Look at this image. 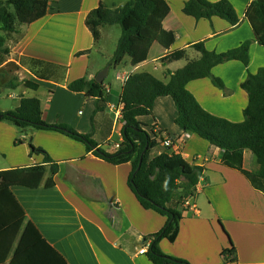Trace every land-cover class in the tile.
I'll return each mask as SVG.
<instances>
[{"label":"crops","instance_id":"crops-1","mask_svg":"<svg viewBox=\"0 0 264 264\" xmlns=\"http://www.w3.org/2000/svg\"><path fill=\"white\" fill-rule=\"evenodd\" d=\"M47 1L43 18L31 24L16 23L15 32H1L8 54L1 56L0 92L15 78L16 87L9 89L14 93L8 97L16 102L8 108L0 106V112L15 110L21 97L37 98L47 124H65L77 133L89 134L97 148L110 154L114 152L113 145L122 141L121 119H115L109 109L112 102L71 92L68 83L94 79L108 67L103 80L104 95L118 99L123 78L149 73L166 82L168 72L200 57L193 48L197 43L208 51L223 53L250 41L246 67L238 61H229L212 69V77L218 78L223 88L214 86L211 78L186 85V90L208 113L234 123L243 120L248 98L240 84L248 73L255 74L264 68V47L254 41L245 18L252 0H228L238 17L236 26L218 17L195 20L182 12L187 0H165L169 13L162 27L173 37V44L164 47L154 41L146 60L137 65H131L125 57L113 80L107 83L110 68L117 65L111 63L115 49L112 53L106 51L104 40L119 25H102L98 38H93L84 24L85 17L99 4L116 9L129 0ZM175 49L185 50V58L163 63L161 59ZM23 81L36 84L37 89L25 87ZM175 115L172 99L162 96L155 100L151 114L146 116L148 120L138 119L147 131L156 126L172 140V148L158 147L153 155L178 154L187 163L203 169L190 201L193 207L170 202L169 207L179 210L182 219L172 243L166 239L158 242L160 251L188 264H264L263 195L240 172L221 164V150L182 131L174 123ZM17 139L24 143L14 147ZM0 140V172L42 163L41 155L30 154L27 140L56 163L57 172L51 176L47 171L43 176V181L52 179V187L44 188L42 183L35 189L14 186L10 191L26 220L66 264H152L145 254L138 252L142 247L147 249L150 240L144 239L159 232L166 217L139 205L127 185L129 163L113 165L88 151L83 143L56 131L20 133L7 121H0ZM243 168L248 172L258 169L250 152L243 155ZM229 241L233 248L223 256L222 252L230 249Z\"/></svg>","mask_w":264,"mask_h":264},{"label":"trees","instance_id":"trees-1","mask_svg":"<svg viewBox=\"0 0 264 264\" xmlns=\"http://www.w3.org/2000/svg\"><path fill=\"white\" fill-rule=\"evenodd\" d=\"M47 9V0H0V62L1 56L8 54L1 32H15L16 23L36 22L46 15ZM182 12L195 20L218 17L230 26L238 23V17L228 0H187ZM168 13L169 7L165 0H129L123 7L116 9H108L99 4L86 15L84 24L93 38H98L99 27L102 25H119L121 34L111 63L118 65L128 57L131 65H137L146 60L154 41L164 47L173 44V37L162 27V21ZM245 18L253 31L254 41L264 47V0H252L245 11ZM250 44V41H244L226 52L215 53L206 50L202 43H197L193 48L200 57L188 61L172 73L168 72L166 82L149 73L132 74L124 82L118 99L107 98L104 95V84L94 79L83 78L68 83L67 88L71 92L85 93L88 97L106 99L121 105L122 141L120 148L110 154L97 148L89 134L77 133L65 124H47L42 118L37 98L21 97L15 110L0 112V121L12 123L20 133L56 131L83 143L88 151L113 165L129 163L131 170L127 185L139 205L166 217L163 228L144 239L150 240L145 256L152 264H188L185 260L164 255L158 242L166 239L172 243L175 240L182 214L170 208L169 204L174 201L182 205L183 201L195 196L203 169L187 163L178 154L153 155L160 147L156 134L152 130L147 131L138 119L151 114L158 97H170L176 109L174 123L182 131L194 134L221 150V164L240 172L251 187L264 197V68H259L255 74L248 73L240 84L247 94L248 102L242 112L243 120L239 123L208 113L186 90L189 82L203 78H211L214 86L223 88L222 82L212 77V69L229 61H238L246 67L249 63ZM185 56V50L175 49L161 61L170 63ZM15 81V78H11L5 87L14 89ZM21 84L37 89L36 84L28 81ZM22 141L17 139L15 143L21 144ZM28 144L30 154L41 155L42 163L0 172V264H66L35 226L26 220L23 209L10 191L14 186L35 189L42 183L44 188L53 185L51 178L43 181V176L47 171L51 176L55 174L56 163L52 162L44 150L35 148L30 142ZM246 151L256 158V172H248L243 168V155ZM229 243L230 249L224 250L223 256L231 253L233 246Z\"/></svg>","mask_w":264,"mask_h":264},{"label":"rangeland","instance_id":"rangeland-1","mask_svg":"<svg viewBox=\"0 0 264 264\" xmlns=\"http://www.w3.org/2000/svg\"><path fill=\"white\" fill-rule=\"evenodd\" d=\"M120 34H121V30H120L119 26L114 27V29L112 30V33L108 32V34H107V36H105V40H104L106 51H108L109 53H112L113 49L116 48L117 39H119ZM121 65H122V63L118 64L114 68L113 67L110 68L108 76L105 79V83L113 80V78H114V76H115V74L117 72V68L119 66H121ZM156 74L159 76L158 73H156ZM9 89L10 88H3L2 91L0 92V106L1 107L8 108V107H10V105L13 104V102H16V101L12 100L10 97H8L9 94L14 93V92H12ZM141 118H142V120H148L147 119L148 117H146V118L141 117ZM0 142H1V140H0ZM28 142H29V140H27V144H28ZM22 143H24V142H22ZM22 143L21 144H17L14 141L13 142V146L14 147H18V146L22 145ZM27 146H29V145H27ZM0 161H1V159H0Z\"/></svg>","mask_w":264,"mask_h":264},{"label":"built area","instance_id":"built-area-1","mask_svg":"<svg viewBox=\"0 0 264 264\" xmlns=\"http://www.w3.org/2000/svg\"><path fill=\"white\" fill-rule=\"evenodd\" d=\"M124 81L127 80V78H123ZM109 109L114 113L115 119H121V108L120 105H115L114 103L109 104ZM156 134V140L160 144V147L167 150L172 148V140L166 136L164 133H162L156 126H154L152 130ZM120 148L119 144H114L113 149L114 152L117 151ZM191 199H187L183 201L182 206L184 208H192L193 206L191 205ZM139 254H145L146 253V248L142 247L139 252Z\"/></svg>","mask_w":264,"mask_h":264},{"label":"water","instance_id":"water-1","mask_svg":"<svg viewBox=\"0 0 264 264\" xmlns=\"http://www.w3.org/2000/svg\"><path fill=\"white\" fill-rule=\"evenodd\" d=\"M107 72H108V67L102 69L100 72H98V73L96 74V76L94 77V80H95L97 83H99V84L103 83V80H104V78H105Z\"/></svg>","mask_w":264,"mask_h":264}]
</instances>
